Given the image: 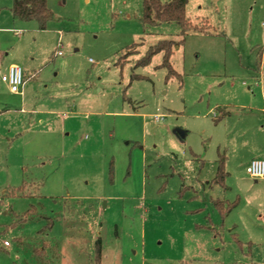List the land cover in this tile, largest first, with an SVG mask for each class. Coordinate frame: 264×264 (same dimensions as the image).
<instances>
[{
  "label": "rangeland",
  "instance_id": "1",
  "mask_svg": "<svg viewBox=\"0 0 264 264\" xmlns=\"http://www.w3.org/2000/svg\"><path fill=\"white\" fill-rule=\"evenodd\" d=\"M13 2L0 63L27 80L14 93L0 72V264H264V177L247 172L264 158V0H187L200 30L173 74L163 52L136 66L183 38L146 26L143 0H47L45 29Z\"/></svg>",
  "mask_w": 264,
  "mask_h": 264
},
{
  "label": "trees",
  "instance_id": "2",
  "mask_svg": "<svg viewBox=\"0 0 264 264\" xmlns=\"http://www.w3.org/2000/svg\"><path fill=\"white\" fill-rule=\"evenodd\" d=\"M11 12L15 19L38 20L41 29H45L47 23L54 19V14L48 6L47 0H14ZM141 19L146 26H155L163 22H177L182 27L181 35L183 38L180 41H175L173 39L160 40L157 44L151 46L147 54L136 64V66L148 65L155 54L163 52V65L170 69L171 74L176 73L170 61L174 47L184 42L190 30H200L197 25L193 24L190 17L187 16V0H143V13ZM131 54L132 52L128 51L126 58L131 56ZM224 174V165L221 163L216 181L223 180L225 178ZM216 205L220 207L223 214L230 210V208L225 210L221 201H218ZM97 250L100 256L102 250L100 240L97 242Z\"/></svg>",
  "mask_w": 264,
  "mask_h": 264
},
{
  "label": "built area",
  "instance_id": "3",
  "mask_svg": "<svg viewBox=\"0 0 264 264\" xmlns=\"http://www.w3.org/2000/svg\"><path fill=\"white\" fill-rule=\"evenodd\" d=\"M58 54H62V51H58ZM1 79L10 86V90L14 93H21L26 82L24 71L17 64L9 65ZM247 172L254 178L264 177V159L253 158L247 165ZM5 245H9V242L5 241Z\"/></svg>",
  "mask_w": 264,
  "mask_h": 264
},
{
  "label": "crops",
  "instance_id": "4",
  "mask_svg": "<svg viewBox=\"0 0 264 264\" xmlns=\"http://www.w3.org/2000/svg\"><path fill=\"white\" fill-rule=\"evenodd\" d=\"M0 58H1V54H0ZM7 69H8V66H5V65H3V60L1 61V63H0V72H2V74L3 73H5L6 71H7ZM27 80V79H26ZM25 84H26V82H25ZM11 91V90H10ZM12 92V91H11ZM19 94H21V95H24V91H23V89H22V92L21 93H19ZM259 158H261V157H259ZM264 159V158H263ZM5 244V243H4ZM10 245V244H9ZM9 245H6V246H9Z\"/></svg>",
  "mask_w": 264,
  "mask_h": 264
}]
</instances>
